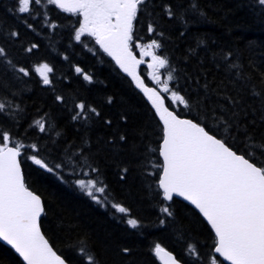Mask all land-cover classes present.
Masks as SVG:
<instances>
[{"label":"trees","instance_id":"trees-1","mask_svg":"<svg viewBox=\"0 0 264 264\" xmlns=\"http://www.w3.org/2000/svg\"><path fill=\"white\" fill-rule=\"evenodd\" d=\"M167 3L175 11L186 0H149L135 22L132 49L138 54L136 42L144 45L157 39L162 48L155 51L169 61L158 75L163 79L174 70L170 86L196 103L190 109L174 104L170 93H163L146 76L145 65L141 75L161 91L178 115L198 117L247 158L245 146L251 138L264 142V9L257 0H200L206 15L187 14L183 23L163 13L161 6ZM13 7L14 0H0V47L7 54L0 57V102L6 105L0 114V131L9 132L10 144L26 146L20 157L24 180L42 198L45 212L40 225L54 249L69 264H85L86 256L78 252L83 238L99 264H160L153 252L158 242L184 264H193L185 251L193 243L200 254L195 264H208L215 237L203 217L178 198L164 202L170 203L173 218L158 212L160 198L155 190L162 164L157 150L162 126L142 94L93 37L74 40L78 14L65 13L43 0L38 10L48 15L33 20L9 11ZM25 19L33 29L25 26ZM45 19L58 27L53 30ZM150 22L156 26L152 34L147 31ZM13 30L19 32L18 38L10 36ZM32 44L38 48L29 53L26 49ZM227 53L232 55L225 59ZM44 62L53 68L51 85H44L33 71ZM77 66L92 76L91 83L75 72ZM19 67L28 68L30 75L18 73ZM57 96L63 101H57ZM80 102L85 111L95 108L99 115L89 112L87 120H73ZM41 117L46 124L43 133L32 126ZM120 136L126 140L122 142ZM32 144L37 149H30ZM37 150L50 166L65 167L55 174L36 166L26 157ZM253 162L264 166V151L257 149ZM124 168L128 171L121 179ZM77 179L101 181L108 200L121 203L129 213L97 204L78 189ZM129 216L141 226L130 228L125 222ZM160 219L166 220L164 225ZM124 248L130 252L123 253ZM0 264L24 263L0 242Z\"/></svg>","mask_w":264,"mask_h":264},{"label":"snow or ice","instance_id":"snow-or-ice-1","mask_svg":"<svg viewBox=\"0 0 264 264\" xmlns=\"http://www.w3.org/2000/svg\"><path fill=\"white\" fill-rule=\"evenodd\" d=\"M43 0H14V7L9 11L17 15H28L35 20L37 16L47 17L48 13L38 10ZM50 6L65 13L79 15V27L74 29V40L81 42L85 35L93 37L103 52L111 56L123 72L127 73L150 101L155 113L163 124L162 144L157 149L163 157L160 166L162 173L157 182L155 197L160 198L158 212L162 217L173 218L174 212L170 203L174 197H183L199 211L210 224L214 232L212 251L230 264H264V166H257L253 162L257 149L264 151V142L258 143L254 138L245 146V154H238L225 139L218 138L214 131L199 118H182L174 110L165 105L163 93H170V101L184 108H191L195 101L186 95L173 90L170 81L174 80L173 71L167 72L166 78L158 75L160 70L169 66L167 58L157 54L162 44L157 39H151L148 44L135 43L140 49L141 57H151L148 64V73L161 91L155 87H147L137 74V68L144 63L133 54L135 22L141 12L147 9L149 0H46ZM34 6L36 8L34 9ZM257 6L264 9V0H257ZM163 13L170 19L177 18L187 23L184 16L193 14L205 16L200 0H186V4H179L176 10L170 3L161 6ZM183 9V12L180 10ZM152 15V13H148ZM28 29L33 24L25 19L22 21ZM44 23L53 30L58 25L50 19ZM148 33L156 32L153 23L147 25ZM162 35V33H161ZM12 38H18V31H11ZM38 48L32 44L26 49L31 53ZM6 51L0 47V57H6ZM227 53L225 59L231 56ZM67 59V57H65ZM11 64V61H6ZM13 67H15L13 65ZM235 67V65H231ZM18 73L27 77L28 68L19 67ZM33 71L39 75L44 85H51L50 74L53 68L50 64L38 63ZM75 72L83 76L85 81L92 82V76L85 73L80 67ZM259 96V93H254ZM57 96V101H63ZM111 103V98H109ZM85 104L75 105L76 114L73 120L88 119V113L99 115L95 108L85 111ZM6 105L0 102V114L4 113ZM191 113H189L190 115ZM126 119V118H125ZM110 123V122H109ZM34 127L43 133L46 124L43 117L33 122ZM124 142L126 138L120 136ZM12 137L8 131H0V241L14 249L25 264H67L66 260L57 254L48 239L41 232L40 220L45 212L43 201L39 195L26 185L21 169L23 143L17 142L9 146ZM30 149H37L32 144ZM36 166L48 173L58 174L64 164L49 165L38 154L26 157ZM147 165L151 161H146ZM92 172H97L95 168ZM128 169H122L121 179ZM75 185L91 200L102 206H107V199L102 194L106 192V185L96 179H77ZM116 213L128 214L129 209L121 203L110 205ZM126 224L136 229L141 226L140 221L129 216ZM165 219H160L164 225ZM128 254L130 249H122ZM185 251L193 258V264L199 258V252L193 243H188ZM79 254L86 256L85 264H99L95 254L90 250L85 239L79 241ZM153 252L156 256L163 254L164 264H181L171 252H166L160 243H155ZM208 264H220L217 256L209 257Z\"/></svg>","mask_w":264,"mask_h":264},{"label":"water","instance_id":"water-1","mask_svg":"<svg viewBox=\"0 0 264 264\" xmlns=\"http://www.w3.org/2000/svg\"><path fill=\"white\" fill-rule=\"evenodd\" d=\"M98 47H99V45H98ZM100 48V47H99ZM102 50V49H101ZM103 51V50H102ZM132 51H133V49H132ZM105 53V52H104ZM107 54V53H106ZM133 54L136 56V58L137 59H141V57H139L134 51H133ZM107 56L113 61V63L115 64V66L126 76V77H128L129 79H130V81L132 82V84L134 85V87L142 94V96H143V98L145 99V101L148 103V105L150 106V108L152 109V111L154 112V114L156 115V117H157V119H158V121L160 122V124H161V126H162V129H163V124H162V121H160V119H159V116H158V114H156L155 113V110H154V108L152 107V105H151V103H150V101H148L147 100V98H146V96H145V94L143 93V91L140 89V88H138L137 86H136V83L131 79V77L127 74V73H125V72H123V70L122 69H120L119 68V66L115 63V60L111 57V56H109L108 54H107ZM144 61V60H143ZM142 64H144V63H142ZM142 64H140L139 66H138V68H137V74L140 76V78H141V80L143 81V83L145 84V86H147V87H150V88H152V87H154V86H152V85H149V84H147L146 83V81H145V79H144V77L141 75V73H140V67L142 66ZM156 88V87H155ZM157 89V88H156ZM158 90V89H157ZM159 91V90H158ZM162 95V94H161ZM163 96V95H162ZM165 105L166 106H168L167 105V103H166V101H165ZM169 107V106H168ZM170 108V107H169ZM170 110H173V109H171L170 108ZM181 116V115H180ZM182 118H188V117H186V116H181ZM162 136H163V131H162ZM162 144V139H161V141H160V144H159V146ZM9 146L11 147V146H14V145H10L9 144ZM239 154V153H238ZM159 157H160V159H161V162H162V164H163V157H161L160 155H159ZM258 166V165H257ZM21 169H22V166H21ZM22 172H23V170H22ZM162 173V169H161V172H160V174ZM160 176V175H159ZM159 180V179H158ZM31 190V189H30ZM37 194V193H36ZM38 195V194H37ZM174 198H178V199H180V200H183L184 202H186L187 204H189V205H191L190 204V202H188V201H186L183 197H174ZM42 199V198H41ZM194 209H195V207L193 206V205H191ZM198 213H199V211L197 210V209H195ZM200 214V213H199ZM43 215V214H42ZM201 215V214H200ZM202 216V215H201ZM42 217V216H41ZM203 217V216H202ZM205 221H206V219L205 218H203ZM206 223L208 224V222L206 221ZM209 225V227L211 228V226H210V224H208ZM212 230V229H211ZM213 231V230H212ZM41 232L44 234V232H43V230L41 229ZM214 233V232H213ZM44 236H45V238L46 239H48L47 237H46V235L44 234ZM49 241V240H48ZM2 244H4L5 246H7V247H9L14 253H15V251H14V249H12L11 248V246H9V245H7L5 242H3V241H0ZM49 243H50V241H49ZM50 245H52L51 243H50ZM53 247V246H52ZM162 248H164V247H162ZM165 249V251L166 252H171V251H169L168 249H166V248H164ZM53 250L54 251H56L55 249H54V247H53ZM57 252V251H56ZM174 256H175V254L173 253V252H171ZM18 257H19V255L17 254V253H15ZM57 254L58 255H60L58 252H57ZM216 256H218V254H216V253H214ZM61 256V255H60ZM62 257V256H61ZM157 258H158V260L160 261V263L161 264H164V258H162L163 257V254H161V256H156ZM219 257V256H218ZM20 259H21V261L25 264V262L23 261V259L21 258V257H19ZM63 258V257H62ZM175 258L177 259V260H179L176 256H175ZM221 260H222V262L224 263V264H230V262H228V261H225V260H223V258L222 257H219ZM67 262V261H66ZM67 264H69L68 262H67ZM181 264H184L183 262H181Z\"/></svg>","mask_w":264,"mask_h":264},{"label":"rangeland","instance_id":"rangeland-1","mask_svg":"<svg viewBox=\"0 0 264 264\" xmlns=\"http://www.w3.org/2000/svg\"><path fill=\"white\" fill-rule=\"evenodd\" d=\"M138 55L141 57V55H140V51L138 52ZM142 58V57H141ZM142 59H146L147 60V62H146V65H145V67H146V71H145V74H146V76L149 78V79H151L150 77H149V75H148V73L151 71V70H149V69H147L148 67H147V64L150 62H152L151 61V59H147V57H143ZM153 81V80H152ZM153 83H155L156 84V82L155 81H153ZM85 180H87V179H85ZM104 198H106L107 199V205L108 204H112L113 202H110L109 200H108V198H107V196L105 195V193L104 194H102V203H103V199ZM102 205V204H101ZM103 207H107V206H103Z\"/></svg>","mask_w":264,"mask_h":264}]
</instances>
